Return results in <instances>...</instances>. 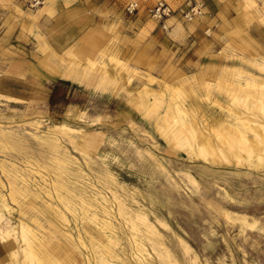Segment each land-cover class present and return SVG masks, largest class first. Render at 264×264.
Listing matches in <instances>:
<instances>
[{
  "label": "rangeland",
  "instance_id": "rangeland-1",
  "mask_svg": "<svg viewBox=\"0 0 264 264\" xmlns=\"http://www.w3.org/2000/svg\"><path fill=\"white\" fill-rule=\"evenodd\" d=\"M157 1L128 16L121 0H43L34 8L0 0L6 264H36L24 253L29 244L39 255L58 245L63 264L103 256L113 264H264V141L262 160L234 138L226 142L244 115L264 123L261 94L246 86L264 82V50L211 37L208 9L195 0H165L172 12L155 20ZM236 4L243 17L264 21V0ZM91 28L101 34L96 47L82 38ZM169 103L211 139L213 155L175 138L164 117ZM10 179L26 194L12 196Z\"/></svg>",
  "mask_w": 264,
  "mask_h": 264
},
{
  "label": "bare ground",
  "instance_id": "bare-ground-1",
  "mask_svg": "<svg viewBox=\"0 0 264 264\" xmlns=\"http://www.w3.org/2000/svg\"><path fill=\"white\" fill-rule=\"evenodd\" d=\"M262 17H264V15H261ZM262 20V19H261ZM100 35L101 34H98L97 33V30L95 29V28H91V29H89L88 31H86L85 33H84V35H83V40H84V42H86V43H88L89 45L91 44L92 46H94L95 45V43H97L98 41H99V38H100ZM72 53H74V54H80V52L78 51V50H73L72 51ZM89 62L91 61V59L89 58V57H87L86 58ZM81 66H82V64H81ZM106 69H105V66H103V65H100V72H101V74H104V77L105 78H109L107 75H105L106 74V71H105ZM83 74V73H82ZM87 75H88V72H87ZM82 77V76H81ZM90 78V77H89ZM152 79H153V77H151ZM149 79V78H148ZM149 83V82H148ZM246 83V82H245ZM227 84V83H226ZM165 85V84H164ZM232 85V84H231ZM145 86V85H144ZM227 86V85H226ZM246 86H247V89H248V91H257V92H260V94H261V101L262 102H264V82H259L258 84H257V86L255 85V84H252L251 83V81H248L247 80V83H246ZM159 87H160V85H159ZM162 87V86H161ZM228 87V86H227ZM163 88V87H162ZM256 88V89H255ZM150 90V89H149ZM148 90V91H149ZM152 90V89H151ZM155 90V89H154ZM157 90V89H156ZM177 90H178V88H177ZM158 91V90H157ZM165 91H168V88H166L165 89ZM174 91V90H173ZM155 92V91H154ZM161 92V91H160ZM170 92V96L168 97L169 98V102H170V99L172 98V95H173V93L174 92H171V91H169ZM179 92V91H178ZM177 92V93H178ZM227 92V91H226ZM159 93V92H158ZM161 93H163V92H161ZM175 96H176V94H174ZM234 96V95H233ZM235 98V97H234ZM173 99V98H172ZM173 103V102H172ZM165 113H164V117H170V119H172V124H174L175 126V130H174V136H175V138H177L178 139V141L179 142H183V144L190 150V152H194V153H196V154H203L204 155V152H208V153H210V154H214L215 152H216V147H214L213 145H212V142H211V139L210 138H208V137H202V134H201V131H200V129L199 128H197L196 127V123H194V121H192V120H187L186 118H185V114L187 113V112H185L184 111V108H183V106L182 107H180L179 106V104H175V105H172V104H170L169 103V105L167 106V109H166V111H164ZM239 115V114H238ZM244 116H246V117H243V118H245L244 119V121H242V120H240V122H238V123H231V125H230V128L228 127V134H229V137H231V138H229L228 137V139H227V144L228 145H232L233 144V142H234V140H233V138L235 139V141L237 142V143H239V145H241L240 147H242V148H244V149H247L248 151V153H254V154H256V157H257V159H261L262 158V154L260 153V147L259 146H262V143H260L261 141H264V123H262L261 121L260 122H258L257 120L255 121H253V122H255V124H252V123H250V122H252V120H250V122H249V119L250 118H247V115H244ZM163 117V118H164ZM253 117V116H252ZM242 118V119H243ZM254 118V117H253ZM258 118V117H257ZM188 119H189V117H188ZM239 119V118H238ZM163 120V119H162ZM168 124V123H167ZM170 124V123H169ZM168 126V125H167ZM167 128V127H166ZM244 128H248V129H250V131H252L253 132V135H254V137L253 138H249L248 137V139H246L244 136H245V133H244ZM160 129V128H159ZM168 129H169V127H168ZM172 131V130H171ZM2 132V131H1ZM167 133V132H166ZM191 135V136H196L195 138H198V141L197 142H200V146L199 147H195L194 145H192V144H190L191 143V139L189 140V138H187L188 136L187 135ZM164 135V134H163ZM169 135V134H168ZM219 135V134H218ZM223 135V134H222ZM170 136V135H169ZM167 138V137H166ZM193 138V137H192ZM241 138H243L242 140H241ZM189 140V141H188ZM260 141V142H259ZM1 140H0V144H1ZM190 142V143H189ZM222 142H223V140H222ZM225 143V142H224ZM176 144H178V143H176ZM182 144V145H183ZM259 144H261V145H259ZM178 146H180V147H183V146H181V145H178ZM196 146H198V145H196ZM237 147H239V146H237ZM216 149V150H215ZM235 149V148H234ZM238 151V149H236V152ZM262 151H264V149H262ZM205 153V154H206ZM189 154V153H188ZM217 155V154H216ZM236 155V154H235ZM238 155V154H237ZM236 155V156H237ZM253 155V154H252ZM219 156V155H218ZM245 156H247V155H245ZM206 157H208L207 155H206ZM213 157V156H212ZM249 157V156H248ZM210 158H211V156H210ZM209 158V159H210ZM208 159V158H207ZM212 159V158H211ZM214 159H216V157H214ZM218 159V158H217ZM262 160V159H261ZM210 161V160H209ZM213 160H211L210 162H212ZM220 160H218V162H219ZM239 161H241V160H239ZM216 162H217V160H216ZM214 163V162H213ZM241 163V162H240ZM14 170H16V171H14V173L12 174V176L10 177V178H12V177H14V176H16L17 175V173L19 172L16 168H13ZM3 170H4V168H3ZM42 174V173H41ZM11 175V174H10ZM24 178V177H23ZM15 179V178H14ZM14 179H10V184H11V186H12V188H11V193H12V196H14V194L15 193H19V194H26V191L28 190L27 189V187L26 186H24V188L25 189H23V188H19L18 186H15V185H13V184H15L14 183ZM58 186V182H53L52 184H51V186L53 187V186ZM66 185V184H65ZM69 189V188H68ZM71 189V188H70ZM86 195V194H85ZM1 197V196H0ZM81 197V196H80ZM82 198V197H81ZM84 199V198H83ZM0 200H2V198L0 199ZM13 200L14 201H16V199L15 198H13ZM3 201L4 200H2V201H0V202H2V204L4 205V203H3ZM83 201V200H82ZM69 202V204L67 205L66 204V207L68 208V210H70L71 212H75V209H73L74 208V206H75V204L74 203H72L71 201H68ZM83 203H86V202H84L83 201ZM87 204H90V202L89 203H87ZM123 210V209H122ZM106 212V211H105ZM124 212V211H123ZM77 217H78V215H77ZM143 221H145L146 223H147V226L148 227H150V225H148V222L144 219V217L142 216V218H141ZM110 224L111 223H104L103 224V226L105 227V228H110ZM103 228V227H102ZM150 229H151V227H150ZM31 230V229H30ZM29 230V228L28 227H26L25 225H21V232H31ZM32 234H34V236L35 237H37L35 234L36 233H32ZM27 235V234H26ZM24 236V235H23ZM31 236V235H30ZM28 238H29V236H28ZM27 239V238H26ZM32 239V238H31ZM38 241H39V243H41V239H40V237L39 238H36ZM45 239V238H44ZM117 240V238H113V239H110L109 241H108V243H110V244H114L115 243V241ZM118 241V240H117ZM26 242V241H25ZM29 242V241H28ZM27 242V243H28ZM53 244V243H52ZM28 245V244H27ZM102 247V245H98V248L99 247ZM53 248V254H52V249H47L46 248V250H45V248H43L45 251H44V253L42 254V255H39L37 252H36V250L33 248V246L31 245V244H29V248L28 249H26L25 250V252L24 253H26V254H28L29 255V253H31L32 254V257H35V260H36V264H63V261L60 263L59 261L57 262V260L55 259V257H56V253H60V252H62V248L61 247H59L58 245H55V246H52ZM26 248V247H25ZM140 249V248H139ZM56 250H60L59 252H57ZM41 251V250H40ZM113 251V250H112ZM16 252V251H15ZM23 252V251H22ZM41 253V252H40ZM13 254V253H12ZM24 256V255H23ZM66 256V255H65ZM110 257H113V255H111ZM117 257V256H116ZM26 258V257H25ZM58 258H59V256H58ZM28 259V258H27ZM30 259V258H29ZM34 260V259H33ZM32 260V261H33ZM34 263H35V261H33ZM25 264H26V262H25ZM33 264V263H32ZM99 264H113V263H111L110 262V260H108V258H107V256H103V257H101L100 259H99ZM121 264V263H120ZM127 264V263H126Z\"/></svg>",
  "mask_w": 264,
  "mask_h": 264
},
{
  "label": "crops",
  "instance_id": "crops-1",
  "mask_svg": "<svg viewBox=\"0 0 264 264\" xmlns=\"http://www.w3.org/2000/svg\"><path fill=\"white\" fill-rule=\"evenodd\" d=\"M124 1L125 0H121V7L124 6ZM139 1L141 5H148L152 2V0ZM195 1L201 2L204 8L208 9L209 15L206 23L208 25V30L212 32L210 33L211 37L214 34L215 38H219V40L221 38H232L236 41L240 40L243 50H264V21L258 20V18L250 19L249 17H243L241 12L237 9V0ZM2 22L3 21H1V23ZM99 41L92 47H96ZM0 44H2V41ZM7 48L8 47L4 45H0V50H6ZM69 50H72V46ZM81 54L80 52V55ZM7 258L8 251L5 244L0 239V264H6Z\"/></svg>",
  "mask_w": 264,
  "mask_h": 264
},
{
  "label": "built area",
  "instance_id": "built-area-1",
  "mask_svg": "<svg viewBox=\"0 0 264 264\" xmlns=\"http://www.w3.org/2000/svg\"><path fill=\"white\" fill-rule=\"evenodd\" d=\"M29 7L34 8L43 3V0H24ZM140 8V3L138 0H126L124 5V12L128 16H132L138 12ZM171 8L169 5L165 2V0H158L157 3L149 10V13L152 18L155 20H162L163 18L169 16L171 13ZM197 10H194V7L191 9L190 12H187L185 14V17L191 18Z\"/></svg>",
  "mask_w": 264,
  "mask_h": 264
}]
</instances>
